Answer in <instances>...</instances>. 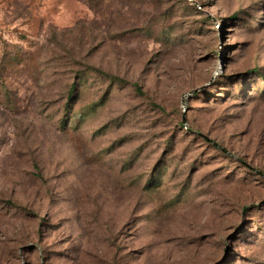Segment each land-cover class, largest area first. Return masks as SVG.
<instances>
[{"label":"rangeland","instance_id":"374dc122","mask_svg":"<svg viewBox=\"0 0 264 264\" xmlns=\"http://www.w3.org/2000/svg\"><path fill=\"white\" fill-rule=\"evenodd\" d=\"M0 264H264V0H0Z\"/></svg>","mask_w":264,"mask_h":264}]
</instances>
